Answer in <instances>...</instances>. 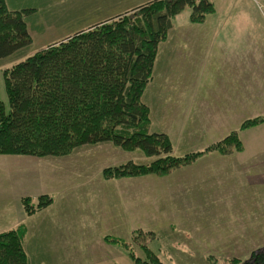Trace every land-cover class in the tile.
Returning <instances> with one entry per match:
<instances>
[{"label": "rangeland", "instance_id": "obj_1", "mask_svg": "<svg viewBox=\"0 0 264 264\" xmlns=\"http://www.w3.org/2000/svg\"><path fill=\"white\" fill-rule=\"evenodd\" d=\"M211 1L214 11L206 14L203 21H190L189 6L172 18L169 36L165 38L169 52L160 55L155 65L157 74L150 78L143 99L141 96L143 103H149L152 113L149 115L156 119L157 127L166 128L178 139L177 134L183 130L185 134L191 133L196 127L198 138H205L211 131L213 116L220 118L215 120L217 123L221 117L224 122L218 126L219 131L224 132L216 136L217 139H223L234 130L241 134L239 128L235 129L237 121L224 117L228 111H224L223 115L220 111L235 104L239 109L236 111L238 116L243 113L242 106H238V102L223 105L218 103L221 102L218 98L225 90L229 96L240 95L243 99L242 88L239 94H235L237 86L234 83H230L234 89H226L227 85L221 83L212 86L216 81L227 79V82H235L248 76V81L264 87V0H261L262 8L253 0ZM34 47L36 44L28 49ZM204 49L211 55L205 65L201 56ZM16 57L13 53L0 60V100L6 110L9 106L1 71L5 65L20 59ZM201 81L210 86H207V97L203 100V95L193 94L201 88ZM192 95L197 99L189 111L187 105ZM203 102H206L205 116L202 115ZM250 105L257 107L255 112L264 109V104L254 102ZM155 127L156 124L153 125ZM248 128L241 136L243 141L253 143L248 144L246 153L232 150L233 153L225 154L209 150L193 161L192 168H182L181 165L166 174L103 179L102 170L105 167L127 160L141 164L154 159L139 149L124 150L111 142L82 145L63 156L0 154V170L7 179L2 180L1 190L7 189L11 198H14L12 191L15 189L12 178L17 179L23 167H28L38 172L37 178L30 177L20 187L21 192L30 191L29 196H33L29 204L38 206L41 195L51 197L52 193L56 195L52 196L54 204H60L62 200L66 202H62L59 208L54 205L53 216L47 220L42 207L24 223L29 229L24 248L30 263L135 264L129 252L133 250L140 260L146 261L142 247L148 244L166 264H241L253 250L264 246V237H261L264 214L259 213H264V202L261 203L262 208L254 207V201L258 200L252 196L253 182L245 181L240 185L244 187L243 193L233 191V186L240 183L237 182L240 176L235 174L238 168L234 167L238 156L243 160L254 149L258 150L260 143L264 145L260 135L254 136L253 129ZM149 132H153L150 127ZM213 153L224 155L222 158L229 160L208 157ZM11 155L16 156L15 162H11ZM180 181L184 183L180 184ZM208 181H213L211 188L219 187L222 182L217 190L197 192L207 187L205 183ZM226 182L229 183L225 185ZM182 185H185L186 193L191 192V198L184 196L187 200L178 204L177 199L172 198L173 189ZM37 193L40 196H36ZM221 195L225 196L224 199ZM236 195L243 197L239 202V212L231 201V197ZM5 207V202L0 203V208H4L6 213ZM219 209L224 210L223 214L218 213ZM82 217L87 218L88 223L79 220ZM101 235L107 240L101 239ZM64 239L68 244H63ZM234 257L242 260L231 261ZM62 260L67 261L60 262Z\"/></svg>", "mask_w": 264, "mask_h": 264}, {"label": "trees", "instance_id": "obj_2", "mask_svg": "<svg viewBox=\"0 0 264 264\" xmlns=\"http://www.w3.org/2000/svg\"><path fill=\"white\" fill-rule=\"evenodd\" d=\"M185 6L191 7L190 21L194 22L214 11L211 0H155L26 55L31 38L23 11L0 0V60L13 53L20 58L1 71L9 108L0 100V154L63 156L82 145L111 142L154 157L149 163L127 160L103 168V179H112L166 174L209 150L241 151L238 131L205 150L178 156L172 153L165 133L149 132L148 107L141 96L152 75L158 44ZM262 121L264 115L249 118L239 128ZM39 198L38 206L29 204V197L23 198L27 214L52 201L48 195ZM22 227L0 232V264H31ZM131 251L135 264H166L148 244L142 247L146 261ZM241 260L234 257L231 261ZM241 264H264V246Z\"/></svg>", "mask_w": 264, "mask_h": 264}, {"label": "crops", "instance_id": "obj_3", "mask_svg": "<svg viewBox=\"0 0 264 264\" xmlns=\"http://www.w3.org/2000/svg\"><path fill=\"white\" fill-rule=\"evenodd\" d=\"M152 1H154V0H6V3L8 5V7L12 8V9L23 11V16H24V19L26 21L27 30H28V33H29L30 38H31V46L36 44V47L31 49L30 53L28 52V54H32L35 51L44 49L48 45H51V44L58 42L59 40H63L65 38H68V37L72 36L73 34L79 32V31L85 30L89 27H92L96 24H100V23L105 22V21H110V20L117 18L120 15L132 10V9L138 8L142 5H146ZM24 10H26V11H24ZM169 31L167 33L166 39L169 36ZM166 39L162 40L158 44L157 53H156V57H155L154 64H153V71H152V77L151 78H153L154 75L157 74V72H156L157 70L155 69V65H156V62L159 61L160 55L163 56L165 51H166V54L169 52V50L167 49L166 44H165ZM201 56H202L203 64L205 65L207 59L210 58V56H211L210 51H207L204 49V53ZM247 71L249 72V70H247ZM242 72H243V70H242ZM201 78H202V76H201ZM149 82H151V79L149 80ZM220 83L223 86L227 85L226 89H228V87H229V89H234V88H232L233 84H230V83H234L237 86V89L235 90V94H239L240 90L242 88L243 99L241 98L240 95L239 96H229L228 94L225 93V90L223 91L222 97L218 98L219 101H221L218 103H221L223 105L230 106L233 103L238 102V106H242L241 110L243 113L238 114V116L236 115V111L237 110L239 111V109L237 108V106L235 104H233L231 106V108H224L222 111H220V114H222V115H223L224 111H228L227 112L228 115L224 116V117L232 118V119L237 121V123H236L237 125H236L235 129L239 128V123L243 119L260 117V116L264 115V109L263 108L261 109V111L255 112L257 110L255 108H257V107L254 106V108H253L250 105V104H254V102H256V103H259V105L262 104V106H263V104H264V87H262L261 84L258 83L257 84L258 87H257L255 82L248 81V76H247V78H245V79H242L240 77V80H236L235 82H227V79H225L223 82L222 81H216L212 86L218 85ZM201 84H202L203 88H202V86H201V88L200 87L197 88V92H194L193 94L198 93L199 95L200 94L203 95L204 96L202 98V100H203V99H206L205 97H207V92H208L207 86L208 87H210V86L207 84V82H202ZM147 85H146V87H147ZM146 87H145V89H146ZM145 89H144V91H145ZM255 90L257 92H255ZM143 95H144V92L142 94V99H143ZM196 99L197 98L195 96H193V95L191 96V99L189 100L188 105H187V109L189 111H190V107L195 104ZM239 102H241L242 104H240ZM203 103H204V106L202 107V115L205 116L206 115V112H205L206 102H203ZM145 104L148 107L150 130H152L153 132L165 133L169 137L171 144H172V153L173 154L184 155V154L190 153V152H197V151L205 150L206 146H208L211 143H214L215 141L219 140L216 138V136H218L219 134L222 135L224 132L223 130L220 132L219 128H218L219 124L221 122H223L222 117H221V121L219 123H217L215 120L220 119V118L213 116V124L211 125L212 127H210L211 131L205 138H202V139L198 138V136L195 134V129L197 128L196 127V128H194V131H192L191 133H187V134H185V132L183 130L182 133L177 134V136L179 137V139H178L176 136L173 137L172 134L168 133V131H166V128L161 129V128L157 127L158 122L155 121L156 119L152 115H149V113L151 112L150 107H149V103H145ZM223 107L224 106H222L221 109ZM218 108H220V107H216L215 109H218ZM249 111L251 113H248ZM150 114H152V113H150ZM200 121L203 122V120H200ZM200 121H194V123L200 122ZM155 124H156V127L153 128V125H155ZM206 125L209 126L208 123ZM225 126L226 125L224 124V127ZM262 128H264V121H262L261 123L251 127L250 129H253L252 132H253L254 136H255V134H258V135H260L261 139L264 141V135L262 133V132H264V130H261ZM222 129H223V127H222ZM248 129L249 128H245V129L239 128V131L241 134L239 135V132H238V135H239L240 139H241L242 133L244 131H248ZM241 142L243 145V149L241 151L237 152L239 154L246 153V147L248 146V144H253L249 140L243 141L241 139ZM214 151H216V150H214ZM175 152H181V153H175ZM230 153H233V152H230ZM225 154H227V153H225ZM6 155H2V156L8 157ZM213 156L218 157V160H223V161L229 160V158H222L224 155H219V154H215V153L211 154L208 157H213ZM9 157H13L10 159L11 162H15V160H17L15 158L16 156L11 155ZM238 157H239L238 161L235 163L234 167L238 168L237 169L238 172H236L235 174L237 176H240L239 178H237V182L238 183L240 182V183L237 186H233V191L234 192L238 191V192L243 193L242 189L244 187H241L240 185L243 184L245 181H246V183L252 181L253 182V191L252 190H250V191L253 192L252 193L253 198L255 200H258V202L254 201L255 202L254 207L259 206V208H262L261 203L264 202L263 201L264 199H262L264 197V145L262 143H260L258 145V150L254 149L251 154L244 156L245 158L243 160H242L241 156H238ZM188 167L192 168L193 162H191L188 165H183L182 168H188ZM0 172H1V174H0V196H2V197H0V203L5 202L7 204V207H5V209L7 210L6 213H5L4 208L3 209L0 208V222H1L0 231L3 229L17 228V227L23 226L22 228L23 229L25 228L23 238H22V242H23V246H24V239H25L26 235L29 233V229L26 228L24 223L27 222L31 216H35L38 213V211L36 210L35 212H33L31 214H27L24 211V209H22L21 198L22 197H29L31 200V198L33 196H29L30 191L21 192L20 187H21V184L28 181V179L30 177L33 179L37 178L38 172L36 169L34 171V170H30L28 167L27 168L23 167V171L21 173L24 175H22L19 172L17 179L12 178V183L15 186L14 187L15 189L12 191L14 194V198L10 197L9 192H7V189L1 190L2 189V180H7V179H6V177H4L2 175L1 170H0ZM171 172H173V171H171ZM211 172H210V174H211ZM29 175H31V176H29ZM209 180H210V178H209ZM212 182L208 181L207 183H205L207 185V187H202V189L198 190L197 192H204L205 190H206L205 192H208V191L212 192L214 190H217L220 188L222 181L219 183V187H216V188H211ZM181 183H184V181H180V184ZM227 183H229V182H226L225 185ZM260 186H262L261 189H260ZM228 188H230V186H228ZM185 189H186L185 185L179 186L178 188H176V190L173 189L172 198L177 199L178 204H179V202L182 203L185 200H187L188 198H191V196H190L191 192L186 193ZM195 189L197 190L196 187H195ZM239 189H241V190H239ZM61 193H62V191H61ZM36 196H40V194L37 193ZM52 196H56V195L52 193ZM52 196H51V198H52L51 203L49 205H47L46 208L45 207L43 208V211H45L44 216L46 217V220L50 216H53L54 205H56L59 208V206H61L62 202L66 203L64 200H62V202L60 204H54ZM184 196H187V199ZM225 196H226V194H225ZM225 196L221 195L220 197L222 199H224ZM242 199H243L242 196H237V195L231 197V201L234 202L233 206L235 208H237L236 209L237 212H239V202ZM225 208H226V205L224 206L223 209H225ZM223 209L222 210L219 209L218 213L223 214V212H224ZM259 213H260V215L264 214L261 211H259ZM79 220L83 221L84 223H88L87 218L85 219V217H82ZM57 221H59L58 218H57ZM261 232H263L261 237H264V231H261ZM101 239H105V237H103V235H101ZM105 240H107V239H105ZM65 241L66 240L64 239L63 244H68ZM37 248H39V247H37ZM66 261L67 260H62L60 262L64 263Z\"/></svg>", "mask_w": 264, "mask_h": 264}, {"label": "built area", "instance_id": "obj_4", "mask_svg": "<svg viewBox=\"0 0 264 264\" xmlns=\"http://www.w3.org/2000/svg\"><path fill=\"white\" fill-rule=\"evenodd\" d=\"M256 4L259 5L260 8L263 7V4L261 3V0H253Z\"/></svg>", "mask_w": 264, "mask_h": 264}]
</instances>
